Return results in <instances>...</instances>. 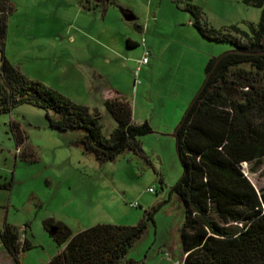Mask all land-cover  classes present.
Returning a JSON list of instances; mask_svg holds the SVG:
<instances>
[{
	"label": "rangeland",
	"instance_id": "obj_1",
	"mask_svg": "<svg viewBox=\"0 0 264 264\" xmlns=\"http://www.w3.org/2000/svg\"><path fill=\"white\" fill-rule=\"evenodd\" d=\"M11 4L4 54L26 78L87 107L90 115L97 111L105 137L115 121L104 100L116 95L130 102L135 123L147 121L152 129L141 138V152L127 150L100 164L71 144L82 131L51 129L44 110L23 104L0 114V216L18 227L30 224L28 240L40 246L24 251L28 262L61 247L43 227L48 218L76 234L97 224L135 226L156 208L124 263L181 264L185 210L172 192L183 173L175 132L209 60L233 49L202 37L184 7L197 6L203 23L232 35L231 28L248 32L256 25L261 9L245 0H113L106 9L89 10L80 0ZM123 10L133 19L126 20ZM129 40L137 46L128 47ZM145 53L147 63L140 65ZM13 125L26 136L20 148ZM244 171L264 191V166L252 172L245 164Z\"/></svg>",
	"mask_w": 264,
	"mask_h": 264
},
{
	"label": "trees",
	"instance_id": "obj_2",
	"mask_svg": "<svg viewBox=\"0 0 264 264\" xmlns=\"http://www.w3.org/2000/svg\"><path fill=\"white\" fill-rule=\"evenodd\" d=\"M80 2L88 10L113 4V0ZM245 2L261 9L260 20L250 24L248 32L231 28L235 35L203 23L197 6L187 4L184 11L194 17L192 25L208 41L230 43L237 51H262L264 0ZM11 12V0H0V114L23 104L42 109L51 129L82 131L71 144L100 164L127 150L141 152V138L152 129L147 121H133L127 99L116 95L104 100L115 121L112 133L105 137L97 111L90 115L87 107L26 78L10 63L4 47ZM123 14L130 13L123 10ZM127 46L137 44L129 40ZM216 60H209L208 81L176 135L183 173L172 192L185 210L181 264H264V191L257 190L244 173V164L252 172L264 166V54L231 53L215 65ZM13 131L20 148L26 136L17 125ZM156 210H146L135 226L97 224L76 234L66 224L48 218L42 223L44 229L64 247L46 264H125L128 251L153 222ZM0 242L17 264L21 253L32 248L25 240L20 244L18 229L9 224L0 230Z\"/></svg>",
	"mask_w": 264,
	"mask_h": 264
},
{
	"label": "crops",
	"instance_id": "obj_3",
	"mask_svg": "<svg viewBox=\"0 0 264 264\" xmlns=\"http://www.w3.org/2000/svg\"><path fill=\"white\" fill-rule=\"evenodd\" d=\"M104 98H105V95H104ZM5 224H9V225H12L10 223H8L7 219L6 218H3L2 216H0V230L4 227ZM14 226L15 228L18 229L19 233L21 236H24L25 237V241H27L28 243L31 244L32 248H37L39 247L40 245L39 244H33L31 241L28 240V237H27V231L28 229L30 230V224H24L23 226L21 227H18V225H12ZM64 246H61L57 251L56 253H54L53 255L52 254H48V255H45V256H42V257H39L38 259V262L36 264H46L55 254H57L58 252H60L62 249H63ZM28 256L22 252L21 255H20V264H30L28 262ZM0 264H17L14 259L12 258V256L10 255V253L4 248V246L1 244L0 242Z\"/></svg>",
	"mask_w": 264,
	"mask_h": 264
},
{
	"label": "water",
	"instance_id": "obj_4",
	"mask_svg": "<svg viewBox=\"0 0 264 264\" xmlns=\"http://www.w3.org/2000/svg\"><path fill=\"white\" fill-rule=\"evenodd\" d=\"M125 19L126 20H132L133 19V16L130 15V14H127V15H124ZM231 53H241V54H251V55H263L264 54V50L262 51H258V52H247V51H237L235 49H232V50H229L228 52H226L225 54L221 55L220 57L217 58L216 62H215V65H217V63L227 54H231ZM210 76V73L208 75H206V78L202 84V86L200 87L199 91L197 92V94L195 95V97L193 98L191 104L189 105V107L187 108L186 112L184 113L183 115V118L178 126V128L176 129V132H175V136L177 135V131L179 129V127L182 125L183 123V120L188 112V110L190 109V107L193 105V103L195 102V100L197 99L198 95L201 93V91L203 90V88L205 87L207 81H208V78ZM178 157H179V154H178Z\"/></svg>",
	"mask_w": 264,
	"mask_h": 264
},
{
	"label": "built area",
	"instance_id": "obj_5",
	"mask_svg": "<svg viewBox=\"0 0 264 264\" xmlns=\"http://www.w3.org/2000/svg\"><path fill=\"white\" fill-rule=\"evenodd\" d=\"M147 55H148V53H145V54H144L142 60L140 61V65H144V64L147 63ZM244 165H245V164H244ZM244 173H245V171H244ZM245 175H246V173H245ZM149 192H153V190L150 189ZM24 240H25V237H24V236H21V237H20V244H21V245H22V243L24 242Z\"/></svg>",
	"mask_w": 264,
	"mask_h": 264
}]
</instances>
